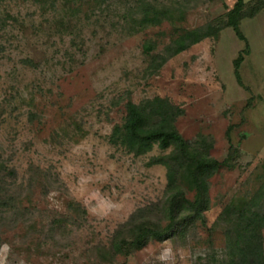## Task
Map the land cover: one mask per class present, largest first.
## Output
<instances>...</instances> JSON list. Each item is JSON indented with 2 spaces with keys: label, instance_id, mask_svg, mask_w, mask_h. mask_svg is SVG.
<instances>
[{
  "label": "rangeland",
  "instance_id": "obj_1",
  "mask_svg": "<svg viewBox=\"0 0 264 264\" xmlns=\"http://www.w3.org/2000/svg\"><path fill=\"white\" fill-rule=\"evenodd\" d=\"M125 1L5 0L12 19L0 33V264H199L223 249L222 235L208 233L222 209L255 187L264 163V0H243L246 42L222 28L157 73L145 43L160 53L177 28L221 25L237 0H190L175 23L121 21L129 35L112 27ZM246 45L237 79L233 63ZM155 97L181 107L178 133L189 142L211 137L209 155L224 166L210 179L206 226L112 257L117 228L164 199L166 170L148 165L160 150L135 157L109 141L127 101Z\"/></svg>",
  "mask_w": 264,
  "mask_h": 264
},
{
  "label": "trees",
  "instance_id": "obj_2",
  "mask_svg": "<svg viewBox=\"0 0 264 264\" xmlns=\"http://www.w3.org/2000/svg\"><path fill=\"white\" fill-rule=\"evenodd\" d=\"M31 1L41 5L44 0ZM189 1H125L127 10L120 22L112 26L113 30L121 27L122 32L129 35L132 29L125 25L129 21L137 24L138 19L175 23L173 17L178 15L175 19L180 22L184 14L182 6ZM4 3L5 0H0V33L7 27L8 20L12 19L3 9ZM243 5V0H237L221 25L208 23L190 30L175 29L169 43L160 53L153 54L155 45L145 43L143 50L149 58L151 72H159L169 60L203 40L215 37L222 28L232 29L240 41L246 42L240 31ZM259 10L254 9L250 15L254 16ZM96 19L99 21L101 17ZM121 21L125 25L122 26ZM246 54L247 45L233 63L237 79L238 69ZM124 110L122 123L115 125L111 131L110 143L124 148L135 157L146 156L157 147L161 154L152 157L148 165L165 168L166 186L162 201L135 210L117 228L108 248L112 257L130 255L151 241L164 242L176 235L184 238L197 223L206 226L204 214L210 209V179L224 166V163L209 155L213 148L211 137L198 135L189 142L178 133L175 123L183 115V110L169 99L155 97L139 103L127 101ZM253 182V190L231 200L208 229L210 237L218 232L222 235V251L200 259L199 264H264V163ZM189 194L192 199L188 198Z\"/></svg>",
  "mask_w": 264,
  "mask_h": 264
},
{
  "label": "clouds",
  "instance_id": "obj_3",
  "mask_svg": "<svg viewBox=\"0 0 264 264\" xmlns=\"http://www.w3.org/2000/svg\"><path fill=\"white\" fill-rule=\"evenodd\" d=\"M170 253H171V249H168V250H167V254L170 255Z\"/></svg>",
  "mask_w": 264,
  "mask_h": 264
}]
</instances>
